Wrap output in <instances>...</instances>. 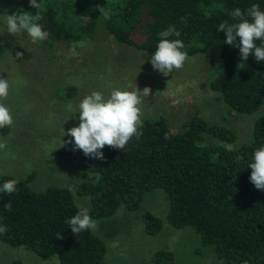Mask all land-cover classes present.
Listing matches in <instances>:
<instances>
[{
    "label": "trees",
    "instance_id": "obj_1",
    "mask_svg": "<svg viewBox=\"0 0 264 264\" xmlns=\"http://www.w3.org/2000/svg\"><path fill=\"white\" fill-rule=\"evenodd\" d=\"M49 33L45 46L79 42L89 38L104 19L106 29L121 44L154 54L158 32L169 25L181 33L188 56L202 53L216 76L207 87L219 93L230 110L254 114L264 107V61L254 55L241 62L237 45L224 43L222 22L232 23L237 7L252 4L264 10V0H110L82 3L79 0H38ZM13 13L36 14L29 0H0ZM257 41V45H259ZM240 63V68L238 67ZM69 96L74 86L67 87ZM142 135L133 137L124 150L105 146L104 159L86 157L73 150L74 143L58 148V154L73 169L88 171L92 178L78 186L77 193L90 199V215L113 217L124 205L140 208L145 193L163 189L170 198L168 222L176 228H193L205 246H213L224 264H264V190L250 181L255 149L264 145V112L256 119L249 143L234 146L236 132L208 122L200 115L188 118L181 130L173 131L162 117L142 119ZM9 127L0 128V135ZM167 137V138H165ZM18 179L16 191L0 192L1 243L24 247L43 258L57 255L61 264H106V243L93 230L77 236L66 223L79 206L68 187L49 185L35 191L27 180ZM11 203V210L5 204ZM144 228L154 235L162 219L143 213ZM60 234V237L57 235ZM62 237V238H61ZM154 260L172 264L173 253L159 250Z\"/></svg>",
    "mask_w": 264,
    "mask_h": 264
},
{
    "label": "rangeland",
    "instance_id": "obj_2",
    "mask_svg": "<svg viewBox=\"0 0 264 264\" xmlns=\"http://www.w3.org/2000/svg\"><path fill=\"white\" fill-rule=\"evenodd\" d=\"M7 14L12 12L0 6V77L10 84L7 98L0 102L10 106L13 124L7 134L0 135V141L7 144L0 150V176L27 180L35 191L49 185L68 187L76 204L90 210L89 196L77 193V189L92 178V173L73 169L59 156L58 148L62 140L72 139L63 136V130L67 133L79 124V113L70 118L74 113L68 105L75 108L94 90L108 96L114 88L137 86L143 90L147 86L151 94L142 97L141 119L162 116L173 131H179L188 118L200 115L210 123L233 129L237 134L234 146L251 141L254 123L264 107L254 114L230 110L219 93L207 87L216 74L202 53L188 56L182 69H174L165 77L153 69L152 52L116 41L104 19L89 38L58 42L54 49H48L45 40L33 43L26 32L16 36L8 33ZM16 52H22L23 57H16ZM69 86L75 87L72 96L67 93ZM174 100L180 103L173 105ZM169 209L168 194L155 189L145 193L136 211L122 205L113 217L91 216L97 225L93 231L106 243V264H160L154 260L159 250L173 253L172 264H224L213 246L202 244L193 228L171 225L167 220ZM145 211L162 219L160 233L145 231ZM0 264L61 263L57 255L43 258L0 241Z\"/></svg>",
    "mask_w": 264,
    "mask_h": 264
},
{
    "label": "clouds",
    "instance_id": "obj_3",
    "mask_svg": "<svg viewBox=\"0 0 264 264\" xmlns=\"http://www.w3.org/2000/svg\"><path fill=\"white\" fill-rule=\"evenodd\" d=\"M29 3L31 7L37 9L36 14L20 10L11 15L7 14L5 17L7 32L13 36L26 32L33 43L43 41L49 33L39 23L43 19L39 11L41 4L38 0H29ZM230 15L233 22H222L217 28L225 33L224 43L236 46L239 38L240 63L244 64L250 54L254 55L257 62L264 61V10H261L258 4H252L246 11L237 7ZM157 35L159 40L154 54L150 57V63L155 71L167 77L174 69L180 70L184 67L188 53L184 42L173 38L181 35L175 26L169 25ZM257 41L260 42L259 45ZM16 57L22 58L23 53L16 52ZM9 88L8 79L0 77V100L7 98ZM150 94L151 89L147 86L143 90L137 86L134 89L130 86L118 87L111 90L108 96L94 90L85 95L75 108L69 104L68 110L74 113L70 118H75V114L79 113V124L69 128L67 133L63 130V136L67 134L72 139L62 140V146L74 143L73 150H82L86 157L96 159H104L102 149L106 145L123 151L133 137L139 139L142 135L140 131L143 127L142 97H148ZM178 103L180 101H173V105ZM12 124L13 115L10 106L0 102V128ZM6 146V141H0V150H4ZM248 166L252 170L250 181L256 189L264 190V145L254 150L253 161ZM18 182V179L6 180L0 186V192L11 195L17 190ZM4 207L10 211L11 203L5 204ZM66 223L76 236L84 230H94L97 227L86 207H80ZM6 231L7 227L0 224V234ZM57 236L60 237V234Z\"/></svg>",
    "mask_w": 264,
    "mask_h": 264
}]
</instances>
